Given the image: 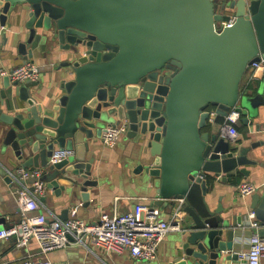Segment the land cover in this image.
I'll return each mask as SVG.
<instances>
[{
	"label": "water",
	"instance_id": "1",
	"mask_svg": "<svg viewBox=\"0 0 264 264\" xmlns=\"http://www.w3.org/2000/svg\"><path fill=\"white\" fill-rule=\"evenodd\" d=\"M228 11L234 23L221 28ZM6 26L9 51L33 62L43 46L53 61L45 91L39 80L2 78L0 137L9 166L42 170L45 190L79 193L86 207L87 189L97 186L93 158L85 159L89 144L125 123L124 136L144 155L136 172L153 182L154 204L182 201L166 264L236 263L233 247L246 223L241 213L212 209L207 183L255 161L249 147L211 132L208 110L225 118L234 109L248 125L260 118L264 99L240 86L247 67L264 59V0H0ZM55 149L74 156L51 164ZM7 171L0 165L11 187ZM247 208L264 238V188Z\"/></svg>",
	"mask_w": 264,
	"mask_h": 264
},
{
	"label": "crops",
	"instance_id": "2",
	"mask_svg": "<svg viewBox=\"0 0 264 264\" xmlns=\"http://www.w3.org/2000/svg\"><path fill=\"white\" fill-rule=\"evenodd\" d=\"M229 15H233L232 12H226V17ZM10 41H12V30L7 26L4 29L0 28V68L5 70H12L25 62L21 56L17 55L15 47L9 51L8 47L10 43H13ZM19 41L21 42L23 39ZM38 48L39 50L33 53L32 63L39 69V87L45 91L44 86L48 85L47 78L53 61L49 55L45 54L43 46ZM247 81V76H244L240 86L241 93H247L253 99H257V97L264 99V70L256 82L247 83ZM1 84L2 79H0V86ZM3 108L6 107L3 105ZM259 110H261L260 118L252 119L251 125L244 124L241 121V116L234 125L238 133L235 140L250 148L248 157L255 161V164L237 168L236 171L230 172L228 175H216L207 183L209 187L208 199L212 209L220 205L233 215L241 213L242 225L247 222L245 216L249 212L247 207L250 197H240L238 194L239 184L250 182L258 188H264V108L260 107ZM217 118L222 117L217 116L215 121L209 125L211 132L219 136V125L223 123L224 118L222 120ZM89 145L90 150L85 159L93 158L91 179L97 182V186L87 189L90 193L88 206H83L79 193L71 196L62 192L59 196H55L51 191L45 190L40 199L45 197L42 205L47 218L61 219L63 211H66V219H68L71 212L75 211V218L85 223H93L103 217L132 212L134 207L142 201L156 206L154 204L155 193L151 184L153 182L145 174L136 172L137 164L145 162L144 155L135 141L123 136L112 148H105L101 145L99 137ZM2 148L3 142L0 137V165L6 171H13L16 168H11L6 162V155L2 152ZM4 149L6 152L10 151L9 148ZM239 169H245L248 173L247 176L239 174ZM14 190L13 184L9 187L0 178V219H3L1 227L8 228L20 220ZM159 208L161 219L168 220L173 211L171 206L165 205ZM253 233V230L246 229L241 232V236L235 239L233 252L237 253L238 261L234 264H239V256L248 250V241ZM175 237L176 233H169L165 236L158 246L156 260L136 262L127 253L110 255L89 243L88 249L68 246L41 255L35 241L30 240L25 246L17 247V237L13 236L7 241L0 242V264H21L22 260L28 257L64 264H166L175 250ZM261 264H264V260Z\"/></svg>",
	"mask_w": 264,
	"mask_h": 264
},
{
	"label": "built area",
	"instance_id": "3",
	"mask_svg": "<svg viewBox=\"0 0 264 264\" xmlns=\"http://www.w3.org/2000/svg\"><path fill=\"white\" fill-rule=\"evenodd\" d=\"M234 23V16L229 15L222 22L221 28H227ZM264 70V59L247 67L244 76L247 83L258 80ZM7 77L11 82L25 83L39 80V69L34 63L25 61L12 70L0 68V79ZM209 123L217 117L214 109L208 110ZM240 114L232 109L219 125V137L235 140L238 133L234 125ZM127 132V125L121 123L107 127L101 133L100 143L105 148H112ZM74 156L73 151L54 150L50 163L55 164ZM15 188V199L20 220L8 228L0 227V242L17 237V247L25 246L30 240L35 241L41 255L61 250L68 246H79L88 249V243L101 248L110 255L127 253L136 262H152L157 258L159 244L169 233H177L181 229L183 213L178 204L181 200H171L177 206L172 208L168 220L161 219L160 208L144 201L137 204L132 212L114 214L103 217L93 223H85L75 218V211L70 218L61 220L57 217L47 218L40 197L45 191V184L40 179L42 170L22 169L7 171ZM32 181H34L32 183ZM258 187L250 182H242L238 186L241 198L250 197ZM246 229L253 230L248 241V250L239 256V264H261L264 260V238L258 235L259 223L254 212L247 213ZM21 264H64L52 263L28 257Z\"/></svg>",
	"mask_w": 264,
	"mask_h": 264
},
{
	"label": "trees",
	"instance_id": "4",
	"mask_svg": "<svg viewBox=\"0 0 264 264\" xmlns=\"http://www.w3.org/2000/svg\"><path fill=\"white\" fill-rule=\"evenodd\" d=\"M218 120H222V118H217Z\"/></svg>",
	"mask_w": 264,
	"mask_h": 264
},
{
	"label": "rangeland",
	"instance_id": "5",
	"mask_svg": "<svg viewBox=\"0 0 264 264\" xmlns=\"http://www.w3.org/2000/svg\"><path fill=\"white\" fill-rule=\"evenodd\" d=\"M121 137H123V136H121Z\"/></svg>",
	"mask_w": 264,
	"mask_h": 264
}]
</instances>
